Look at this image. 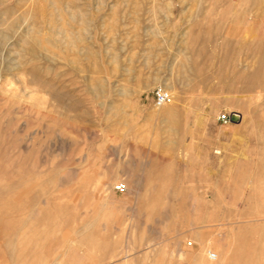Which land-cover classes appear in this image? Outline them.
<instances>
[{
	"label": "rangeland",
	"instance_id": "rangeland-1",
	"mask_svg": "<svg viewBox=\"0 0 264 264\" xmlns=\"http://www.w3.org/2000/svg\"><path fill=\"white\" fill-rule=\"evenodd\" d=\"M0 264H264V0H0Z\"/></svg>",
	"mask_w": 264,
	"mask_h": 264
},
{
	"label": "built area",
	"instance_id": "built-area-1",
	"mask_svg": "<svg viewBox=\"0 0 264 264\" xmlns=\"http://www.w3.org/2000/svg\"><path fill=\"white\" fill-rule=\"evenodd\" d=\"M155 103L158 107H163L170 103L172 99V95L169 91L164 88H158L155 91L154 95ZM219 121L224 124H231V115L229 113H225L219 116ZM127 190V186L124 183L117 184L115 186V191L118 193H124ZM208 259L212 262L217 260V255L213 251L209 250L207 253Z\"/></svg>",
	"mask_w": 264,
	"mask_h": 264
},
{
	"label": "water",
	"instance_id": "water-1",
	"mask_svg": "<svg viewBox=\"0 0 264 264\" xmlns=\"http://www.w3.org/2000/svg\"><path fill=\"white\" fill-rule=\"evenodd\" d=\"M237 116H238V115H232V116H231V121H232V123H234V122H238L239 118H237Z\"/></svg>",
	"mask_w": 264,
	"mask_h": 264
},
{
	"label": "bare ground",
	"instance_id": "bare-ground-1",
	"mask_svg": "<svg viewBox=\"0 0 264 264\" xmlns=\"http://www.w3.org/2000/svg\"><path fill=\"white\" fill-rule=\"evenodd\" d=\"M159 111L161 112V109H159ZM235 115H237V114H235ZM237 118H240V116H237ZM216 255H217V260L214 261V262H220V260H221L220 255H219V254H216ZM196 262H197V260H196ZM211 262H212V261H211Z\"/></svg>",
	"mask_w": 264,
	"mask_h": 264
}]
</instances>
